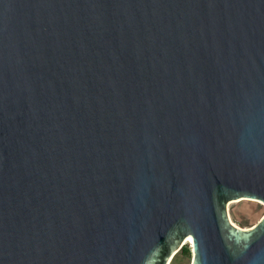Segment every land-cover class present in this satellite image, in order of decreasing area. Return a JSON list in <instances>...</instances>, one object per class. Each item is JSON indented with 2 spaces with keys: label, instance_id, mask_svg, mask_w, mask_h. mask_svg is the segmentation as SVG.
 I'll return each instance as SVG.
<instances>
[{
  "label": "water",
  "instance_id": "95a60500",
  "mask_svg": "<svg viewBox=\"0 0 264 264\" xmlns=\"http://www.w3.org/2000/svg\"><path fill=\"white\" fill-rule=\"evenodd\" d=\"M264 0H0V264H264Z\"/></svg>",
  "mask_w": 264,
  "mask_h": 264
},
{
  "label": "rangeland",
  "instance_id": "374dc122",
  "mask_svg": "<svg viewBox=\"0 0 264 264\" xmlns=\"http://www.w3.org/2000/svg\"><path fill=\"white\" fill-rule=\"evenodd\" d=\"M228 212L234 223L247 227L257 222L264 213V204L250 198H239L229 203ZM191 257V244L184 242L171 257L169 264H190Z\"/></svg>",
  "mask_w": 264,
  "mask_h": 264
},
{
  "label": "bare ground",
  "instance_id": "6f19581e",
  "mask_svg": "<svg viewBox=\"0 0 264 264\" xmlns=\"http://www.w3.org/2000/svg\"><path fill=\"white\" fill-rule=\"evenodd\" d=\"M254 200H256V199H254ZM258 201H260V200H258ZM229 205V204H228ZM228 214H229V212H228ZM229 217H230V215H229ZM231 219V218H230ZM231 221H232V219H231ZM233 222V221H232ZM234 223V222H233ZM236 224V223H235ZM185 243L186 242H188V243H190L191 244V249H192V246H193V244H192V240L190 239V237H187L186 239H185V241H184ZM183 242V243H184ZM175 254V253H174ZM173 254V255H174Z\"/></svg>",
  "mask_w": 264,
  "mask_h": 264
}]
</instances>
